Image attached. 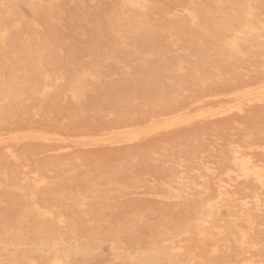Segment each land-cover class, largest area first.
<instances>
[{
	"label": "rangeland",
	"instance_id": "1",
	"mask_svg": "<svg viewBox=\"0 0 264 264\" xmlns=\"http://www.w3.org/2000/svg\"><path fill=\"white\" fill-rule=\"evenodd\" d=\"M0 14V264H264V0Z\"/></svg>",
	"mask_w": 264,
	"mask_h": 264
},
{
	"label": "bare ground",
	"instance_id": "2",
	"mask_svg": "<svg viewBox=\"0 0 264 264\" xmlns=\"http://www.w3.org/2000/svg\"><path fill=\"white\" fill-rule=\"evenodd\" d=\"M139 2H140V1H139ZM249 2H250V0H249ZM1 5H2V4H1ZM231 6H232V5H231ZM69 8H70V7H69ZM247 9H248V8H247ZM8 11H9V10H8ZM183 11H184V10H183ZM232 11H233V10H232ZM9 12H11V11H9ZM186 12H187V11H186ZM11 13H12V12H11ZM37 14H38V13H37ZM0 15H1V14H0ZM6 15H7V13H6ZM246 15H247V14H246ZM72 23H74V22H72ZM193 23H194V22H193ZM260 23L262 24V22H260ZM247 26H248V25H247ZM245 27H246V25H245ZM245 27H244V28H245ZM247 28H248V27H247ZM249 29H250V28H249ZM249 29H248V30H249ZM242 30H243V29H242ZM251 30H252V28H251ZM238 31H239V30H238ZM238 31H237V32H238ZM240 32H241V31H240ZM235 33H236V31H235ZM237 34H238V33H237ZM240 34H241V33H240ZM240 34H239V35H240ZM241 35H242V34H241ZM37 37H38V36H37ZM47 38H48V37H47ZM53 38H54V37H53ZM237 39H238V38H237ZM233 41H234V40H233ZM233 41H232V42H233ZM61 42H62V41H61ZM225 42H226V41H225ZM227 42H228V40H227ZM234 42H235V41H234ZM241 42H242V41H241ZM233 44H234V43H233ZM236 44H237V43H235V45H236ZM36 46H37V45H36ZM47 47H48V46H47ZM52 47H53V46H52ZM113 47H114V46H113ZM237 47H238V46H237ZM39 48H40V47H39ZM231 48H232V47H231ZM253 48H254V47H253ZM81 50H82V49H81ZM36 51H38V50H36ZM56 51H57V50H56ZM67 51H68V50H67ZM83 53H84V52H83ZM86 53H87V52H86ZM103 53H104V51H103ZM68 54H69V53H68ZM81 54H82V52H81ZM82 55H84V54H82ZM108 58H110V57H108ZM52 59H53V58H52ZM99 66H100V65H99ZM110 67H112V66H110ZM233 69H234V68H233ZM46 73H47V72H46ZM185 73H186V72H185ZM41 74H42V73H41ZM46 77H47V76H46ZM244 77H245V76H244ZM246 78H247V77H246ZM51 79H52V78H51ZM52 81H53V80H52ZM200 82H201V81H200ZM54 84H55V83H54ZM203 84H204V83H203ZM256 84H257V83H256ZM44 86H45V85H44ZM53 86H54V85H53ZM46 88H47V87H46ZM46 88H45V89H46ZM48 88H49V87H48ZM49 90H50V89H49ZM87 91H88V90H87ZM43 92H44V91H43ZM236 94H237V93H236ZM227 95H229V94H227ZM231 95H232V94H231ZM249 95H250V94H249ZM209 96H210V94H209ZM217 96H218V95H217ZM214 97H216V96L214 95ZM212 98H213V96H212ZM84 99H85V98H84ZM204 100H206V99H204ZM195 102H196V101H195ZM240 102H242V101H240ZM250 102H252V101H250ZM189 103H190V102H189ZM192 103H193V102H192ZM248 103H249V102H248ZM234 104H235V103H234ZM241 104H243V103H241ZM186 106H187V104H186ZM235 106H236V105H235ZM235 106H234V107H235ZM225 107H226V106H225ZM239 107H241L240 103H239ZM233 109H234V108H233ZM238 109H239V108H238ZM236 110H237V109H236ZM239 110H240V109H239ZM237 111H238V110H237ZM185 115H186V114H185ZM29 127H30V126H29ZM1 128H2V127H1ZM36 128H37V127H36ZM40 128H41V127H40ZM57 128H58V127H57ZM33 129H34V128H33ZM59 129H61V128L59 127ZM29 130H30V128H29ZM31 130H32V129H31ZM54 130H55V129H54ZM76 130H77V129H76ZM27 131H28V130H27ZM50 131L53 133V130H50ZM57 131H58V129H57ZM78 131H81V130L78 129ZM13 132H16V131L14 130ZM61 132H63V131H61ZM3 133H5V132H3ZM3 133H2V135H3ZM6 133H7V132H6ZM20 133H21V132H20ZM80 133H83V132H79V134H80ZM11 134H12V133H11ZM38 134H40V133H38ZM55 134H56V133H55ZM61 134H62V133H61ZM67 135H68V134H67ZM84 135H85V134H83V136H84ZM16 136H17V135H16ZM56 136H57V135H56ZM116 136H117V135H116ZM129 136H131V135H129ZM0 137H1V136H0ZM57 137H58V136H57ZM59 137L61 138V136H59ZM84 137H86V136H84ZM62 138H63V136H62ZM12 139H13V138H12ZM16 139H17V138H16ZM43 139H45V138H43ZM58 139H59V138H58ZM58 139H57V140H58ZM65 139H67V137L64 138V140H65ZM109 139H110V138H109ZM111 139H112V138H111ZM113 139H114V138H113ZM34 140H35V139H34ZM84 140H85V139H84ZM0 141H1V140H0ZM43 141H44V140H43ZM86 141H87V140H86ZM90 141H91V139H90ZM36 142H37V141H36ZM93 142H94V141H93ZM15 143H16V142H15ZM64 146H65V145H64ZM67 146H68V145H67ZM236 147H237V145H236ZM252 147H253V146H252ZM63 148H64V147H63ZM242 148H243V147H242ZM247 148H248V147H247ZM257 148H258V146H257ZM262 148H263V147H262ZM5 149H7V148H5ZM239 149H240V148H239ZM249 149H251V148H249ZM251 150H252V149H251ZM262 150H264V149H262ZM8 151H9V150H8ZM238 154H239V153H238ZM235 155H236V154H235ZM32 156H33V155H32ZM246 157H247V156H246ZM246 157H245V158H246ZM137 158H138V157H137ZM237 158H238V157H237ZM237 158H236V159H237ZM245 158H244V159H245ZM234 159H235V158H234ZM238 159H242V156H241V158H238ZM238 159H237V160H238ZM244 159H243V161H244ZM134 160H135V159H134ZM231 160H232V159H231ZM248 161H250V160H248ZM231 162H232V161H231ZM238 162H239V161H238ZM246 162H247V161H246ZM240 164H241V163H240ZM246 164H247V163H246ZM246 164H245V165H246ZM238 165H239V163H238ZM113 166H114V165H113ZM242 166H243V165H242ZM248 166H249V165H248ZM24 167H25V166H23V168H24ZM111 167H112V166H111ZM234 167H235V165H234ZM236 167H237V165H236ZM243 167H244V166H243ZM257 167H258V166H257ZM253 168H254V167H253ZM253 168H252V169H253ZM238 169H239V168H238ZM245 169H246V168H245ZM226 171H228V170H226ZM232 171H233V170H232ZM240 171H241V170H240ZM240 171H239V173H240ZM245 171H247V170H245ZM249 171H250V170H249ZM48 172H50V171H48ZM233 172H234V171H233ZM243 172H244V171H243ZM229 173H230V171H229ZM30 174H31V173H30ZM32 174H33V173H32ZM34 174H35V173H34ZM226 174H227V172H226ZM242 174H243V173H242ZM252 174H253V173H252ZM35 175H36V174H35ZM236 175H237V174H236ZM237 176H238V175H237ZM237 176H236V177H237ZM249 176H250V175H249ZM260 176H261V175H260ZM238 177H241V175L238 176ZM34 179H35V178H34ZM42 179H44V178H42ZM181 179H182V178H181ZM246 179H247V178H246ZM260 180H261V179H260ZM40 181H41V179H40ZM258 181H259V179H258ZM179 183H180V182H179ZM36 185H37V183H36ZM218 186H219V185H218ZM220 186H221V185H220ZM231 186H232V185H231ZM218 188L220 189L221 187H218ZM176 190H177V189H176ZM259 190H260V189H259ZM219 192H220V191H219ZM185 193H186V192H185ZM189 193H190V192H189ZM176 194H179V193L176 192ZM180 194H181V193H180ZM182 194H183V193H182ZM220 194H222V193H220ZM27 195H28V194H27ZM32 195H35V193H34V194L32 193ZM183 195H184V194H183ZM185 195H186V194H185ZM185 195H184V196H185ZM190 195H192V194H190ZM179 196H180V195H179ZM219 196H220V195H219ZM166 197H167V196H166ZM180 197H181V196H180ZM180 197H179L178 199H180ZM186 197H187V195H186ZM198 197H199V196H198ZM32 198H33V197H32ZM182 198H183V197H182ZM33 199H34V198H33ZM258 199H259V198H258ZM30 200H31V199H30ZM185 200H186V199H185ZM12 201H13V199H12ZM12 201H10V202H12ZM183 202H184V201H183ZM231 202H232V201H231ZM25 204H26V203H25ZM35 204H36V203H35ZM11 205H12V204H11ZM11 205H10V206H11ZM31 205H32V204H31ZM86 205H87V204H86ZM220 205H221V204H220ZM20 206H21V205H20ZM34 206H35V205H34ZM209 206H210V205H209ZM243 207H244V206H243ZM34 208H35V207H34ZM36 209H38V208H36ZM212 209H214V208H212ZM34 210H35V209H34ZM34 210H33V211H34ZM43 210H44V209H43ZM38 211H39V210H38ZM91 211H92V210H91ZM91 211H90V213H91ZM43 212H45V211H43ZM35 213H36V211H35ZM35 213H34V214H35ZM40 213H42L41 210H40ZM45 213H46V212H45ZM45 213H44V214H45ZM49 213H50V212H49ZM37 214H39V213H37ZM37 214H36V215H37ZM62 214H63V213H62ZM240 214H241V213H240ZM242 214H243V213H242ZM49 215H50V214H49ZM91 215H92V214H91ZM248 215H249V214H248ZM3 216H4V215H3ZM32 216H33V215H32ZM39 216H40V214H39ZM47 216H48V215H47ZM51 216H52V215H51ZM55 216H56V215H55ZM64 216H65V215H64ZM89 216H90V215H89ZM89 216H88V217H89ZM253 216H254V215H253ZM90 217H91V216H90ZM230 217H231V216H230ZM258 217H259V216H258ZM114 218H115V217H114ZM116 218H117V217H116ZM116 218H115V220H116ZM243 218H244V216H243ZM25 219H26V218H25ZM52 219H53V218H52ZM93 219H95V218H93ZM87 220H88V219H87ZM100 220H101V217H100ZM111 220H113V219H111ZM246 220H247V219H246ZM248 220H249V219H248ZM116 221H117V220H116ZM116 221H115V223H116ZM197 221H198V220H197ZM197 221H196V223H197ZM211 222H212V221H211ZM246 222H247V221H246ZM58 223H59V222H58ZM234 223H235V222H234ZM203 224H204V223H203ZM88 225H89V224H88ZM110 225H111V224H110ZM181 226H182V225H181ZM74 227H75V226H74ZM249 227H250V226H249ZM113 228H114V227H113ZM194 228H195V226H194ZM217 228H218V227H217ZM116 229H117V230H116ZM196 229H197V227H196ZM210 229H211V228H210ZM213 229H214V228H213ZM220 229H221V228H220ZM220 229H219V230H220ZM253 229H254V228H253ZM19 230H20V229H19ZM112 230H113V229H112ZM115 230L118 231V228H115V229H114V232H116ZM206 230H207V229H206ZM211 230H212V229H211ZM215 231H216V230H215ZM71 232H72V231H71ZM119 232H120V229H119ZM203 232H204V231H203ZM220 232H221V230H220ZM242 232H243V231H242ZM106 233H108V230L106 231ZM196 233H197V232H196ZM201 233H202V232H201ZM118 234H119V233H118ZM118 234H117V235H118ZM192 234H193V233H192ZM197 234H198V233H197ZM203 234H205V233H203ZM209 234H212V233H209ZM241 234H243V233H241ZM18 235H19V234H18ZM219 235H220V234H219ZM217 236H218V234L216 235V237H217ZM242 236H243V235H242ZM204 237H205V236H204ZM204 237H203V238H204ZM244 237H245V236H244ZM65 238H66V237H65ZM211 238H212V237H211ZM241 238H242V237H241ZM42 239H43V238H42ZM26 240H27V239H26ZM30 240H31V239H30ZM62 240H63V239H62ZM173 240H174V239H173ZM175 240H176V238H175ZM177 240H178V238H177ZM177 240H176V242H177ZM39 241H41V240L39 239ZM170 241H172V240H170ZM179 241H180V239H179ZM179 241H178V242H179ZM181 241L183 242V240H181ZM188 241H189V240H188ZM220 241H221V240H220ZM220 241H217V242H220ZM52 242H53V240H52ZM190 242H191V241H190ZM196 242H197V241H196ZM241 242H242V241H241ZM241 242H240V243H241ZM34 243H35V242H34ZM65 243H66V242H65ZM169 243H170V242H169ZM236 243H237V242H236ZM22 244H23V243H22ZM39 244H40V243H39ZM47 244H49V243H47ZM50 244H51V243H50ZM50 244H49V245H50ZM181 244H182V243H181ZM186 244H187V243H186ZM8 245H9V244H8ZM30 245H31V244H30ZM174 245L176 246L177 244H174ZM216 245H217V244H216ZM13 246H14V245H13ZM24 246H25V245H24ZM37 247H38V245H37ZM107 247H109V246H107ZM112 247H113V246H112ZM182 247H183V246H182ZM214 247H215V246H214ZM175 248H176V247H175ZM211 248H212V247H211ZM216 248H217V247H216ZM252 248H253V246H252ZM62 250H63V249H61V252H60V253H62ZM176 250H177V249H176ZM58 251H60V250L58 249ZM121 251H122V249H121ZM212 251H213V249H212ZM248 251H249V250H248ZM210 252H211V251H210ZM248 253H249V252H248ZM57 254H58V252H57ZM244 254H245V253H244ZM236 257H237V256H236ZM153 258H154V257H153ZM245 261H246V260H245ZM58 262H59V260H58ZM241 262H242V261H241ZM145 263H146V262H145ZM243 263H245V262H243ZM262 263H263V262H262ZM247 264H248V263H247ZM259 264H261V263L259 262Z\"/></svg>",
	"mask_w": 264,
	"mask_h": 264
}]
</instances>
